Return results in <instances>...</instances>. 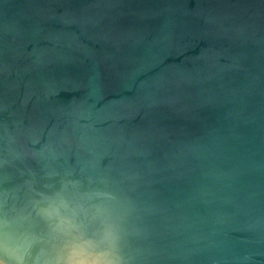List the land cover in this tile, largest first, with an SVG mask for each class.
<instances>
[{
	"label": "water",
	"instance_id": "obj_1",
	"mask_svg": "<svg viewBox=\"0 0 264 264\" xmlns=\"http://www.w3.org/2000/svg\"><path fill=\"white\" fill-rule=\"evenodd\" d=\"M0 264H264V0H0Z\"/></svg>",
	"mask_w": 264,
	"mask_h": 264
}]
</instances>
